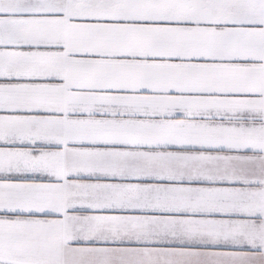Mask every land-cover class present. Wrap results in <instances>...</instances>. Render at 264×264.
I'll return each instance as SVG.
<instances>
[{
  "label": "snow or ice",
  "instance_id": "6c2138e0",
  "mask_svg": "<svg viewBox=\"0 0 264 264\" xmlns=\"http://www.w3.org/2000/svg\"><path fill=\"white\" fill-rule=\"evenodd\" d=\"M0 264H264V0H0Z\"/></svg>",
  "mask_w": 264,
  "mask_h": 264
}]
</instances>
